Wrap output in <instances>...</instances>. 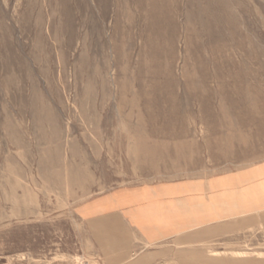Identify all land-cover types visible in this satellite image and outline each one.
I'll return each instance as SVG.
<instances>
[{
	"label": "rangeland",
	"instance_id": "374dc122",
	"mask_svg": "<svg viewBox=\"0 0 264 264\" xmlns=\"http://www.w3.org/2000/svg\"><path fill=\"white\" fill-rule=\"evenodd\" d=\"M258 168L264 0H0V264H104L94 200ZM225 241L264 264L263 219Z\"/></svg>",
	"mask_w": 264,
	"mask_h": 264
},
{
	"label": "crops",
	"instance_id": "0c3cea01",
	"mask_svg": "<svg viewBox=\"0 0 264 264\" xmlns=\"http://www.w3.org/2000/svg\"><path fill=\"white\" fill-rule=\"evenodd\" d=\"M84 210L104 264H259L227 255L225 239L264 221V168L122 189Z\"/></svg>",
	"mask_w": 264,
	"mask_h": 264
}]
</instances>
